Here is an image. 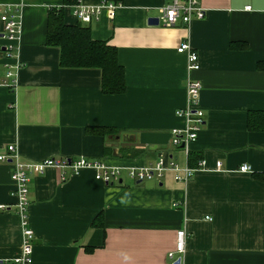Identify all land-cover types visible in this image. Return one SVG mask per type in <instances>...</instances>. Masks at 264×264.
<instances>
[{
  "label": "crops",
  "instance_id": "obj_1",
  "mask_svg": "<svg viewBox=\"0 0 264 264\" xmlns=\"http://www.w3.org/2000/svg\"><path fill=\"white\" fill-rule=\"evenodd\" d=\"M172 1L78 0L114 5L89 24L63 8L65 24L116 49L125 90L104 95L97 69L61 68L59 50L44 44L48 12L62 0H0V15L19 12L16 40L3 37L0 22V155L12 146L22 163L84 158L119 170L112 185L95 181L91 170L60 180L48 168L28 178V264H167L180 228L188 235L183 264H264V129L246 127L248 114L260 122L256 113H264V0H194L204 17L188 27L147 24ZM183 41L198 56L196 71L187 72L175 53ZM14 65V86H5ZM186 80L199 83L204 124L196 140L171 148ZM163 154L179 166L204 160L208 170L215 162L221 170L185 183L170 173L127 177ZM241 165L250 172L238 173ZM9 173L0 162V264H14L22 242Z\"/></svg>",
  "mask_w": 264,
  "mask_h": 264
},
{
  "label": "built area",
  "instance_id": "obj_2",
  "mask_svg": "<svg viewBox=\"0 0 264 264\" xmlns=\"http://www.w3.org/2000/svg\"><path fill=\"white\" fill-rule=\"evenodd\" d=\"M73 16L82 24L99 17L103 8L111 10L113 4L102 3L98 7H86L78 2L71 6ZM244 10H249L245 8ZM160 14L157 23L164 28H171L180 24L188 27L193 21H199L204 17V10L198 7L194 0H173L169 5L160 8ZM0 22L3 25V37L12 42L16 40L19 31V12L11 8H5L0 15ZM175 53L182 55L185 61L187 72L199 69L198 56L190 48L187 42H181L175 49ZM18 68L14 65L12 70H8L4 75L3 85L8 87L14 86L15 71ZM199 83L196 81L186 80L185 82V104L182 108L174 111V115L181 119L182 125L170 130L171 148H185L188 144L196 140L197 135L204 124V117L198 106ZM7 154L0 155V162L10 164L9 181L11 183V195L14 198L13 209L19 217L22 242L18 256L13 259L14 264H28L30 262L31 241L33 233L28 226L26 210L27 201V184L31 175L40 174L48 168L54 169L58 173L60 180L65 179L68 174L76 173L80 170L93 171V179L104 185H112L119 180V170L116 168H107L97 161H89L84 158L77 159H54L46 158L37 162L22 163L17 160V155L13 152L12 146H7ZM221 164L215 162L214 168L208 170L204 160H199L193 167L179 166L173 157L163 154L156 159L153 164L139 169H128L127 177L132 181L141 182L151 178H160L165 173H170L176 182L185 183L195 174L200 172H219ZM238 173L246 174L250 172L247 165H241L237 169ZM173 206H176L173 204ZM0 206V210H5ZM204 220L210 221L209 218ZM188 235L184 229H178L174 234L173 247L166 253L167 264H183V255L185 251V242Z\"/></svg>",
  "mask_w": 264,
  "mask_h": 264
},
{
  "label": "trees",
  "instance_id": "obj_3",
  "mask_svg": "<svg viewBox=\"0 0 264 264\" xmlns=\"http://www.w3.org/2000/svg\"><path fill=\"white\" fill-rule=\"evenodd\" d=\"M77 2L78 0H62V6L50 9L46 20L44 44L59 50V67L97 69L100 74V92L104 95H120L125 90L124 71L117 63L116 49L106 42L91 40L87 28L77 23L67 25L63 22V8L73 6ZM231 48L236 49L237 46ZM256 114L262 115L257 117L260 122L252 121L249 114L247 116L246 127L250 130L264 129V113ZM95 221L94 225L101 226L100 215Z\"/></svg>",
  "mask_w": 264,
  "mask_h": 264
},
{
  "label": "water",
  "instance_id": "obj_4",
  "mask_svg": "<svg viewBox=\"0 0 264 264\" xmlns=\"http://www.w3.org/2000/svg\"><path fill=\"white\" fill-rule=\"evenodd\" d=\"M147 24L148 25H157V19H148Z\"/></svg>",
  "mask_w": 264,
  "mask_h": 264
},
{
  "label": "rangeland",
  "instance_id": "obj_5",
  "mask_svg": "<svg viewBox=\"0 0 264 264\" xmlns=\"http://www.w3.org/2000/svg\"><path fill=\"white\" fill-rule=\"evenodd\" d=\"M160 156H161V155H160ZM160 156H157V158L160 157ZM157 158H156V159H157ZM63 159H64V158H63ZM68 160H71V159H68ZM155 161H156V160H155ZM155 161H154V162H155ZM154 162H153V163H154ZM153 163H151V164H153ZM149 165H150V164H149ZM187 166H188V165H187ZM193 166H194V165H192V166H188V167H193Z\"/></svg>",
  "mask_w": 264,
  "mask_h": 264
}]
</instances>
